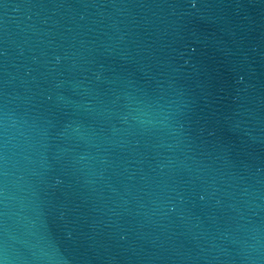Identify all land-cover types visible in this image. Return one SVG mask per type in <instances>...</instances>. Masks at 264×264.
<instances>
[{
    "label": "water",
    "instance_id": "obj_1",
    "mask_svg": "<svg viewBox=\"0 0 264 264\" xmlns=\"http://www.w3.org/2000/svg\"><path fill=\"white\" fill-rule=\"evenodd\" d=\"M0 264H264V0H0Z\"/></svg>",
    "mask_w": 264,
    "mask_h": 264
}]
</instances>
